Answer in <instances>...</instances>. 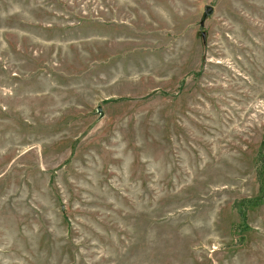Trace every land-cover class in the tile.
<instances>
[{
    "label": "rangeland",
    "instance_id": "obj_1",
    "mask_svg": "<svg viewBox=\"0 0 264 264\" xmlns=\"http://www.w3.org/2000/svg\"><path fill=\"white\" fill-rule=\"evenodd\" d=\"M0 264H264V0H0Z\"/></svg>",
    "mask_w": 264,
    "mask_h": 264
},
{
    "label": "crops",
    "instance_id": "obj_2",
    "mask_svg": "<svg viewBox=\"0 0 264 264\" xmlns=\"http://www.w3.org/2000/svg\"><path fill=\"white\" fill-rule=\"evenodd\" d=\"M107 38H108V37L105 36V38L102 37L100 40L103 41V42H105V43H107V42H108V39H107ZM115 42H116V41H115ZM117 42H118V41H117Z\"/></svg>",
    "mask_w": 264,
    "mask_h": 264
},
{
    "label": "water",
    "instance_id": "obj_3",
    "mask_svg": "<svg viewBox=\"0 0 264 264\" xmlns=\"http://www.w3.org/2000/svg\"><path fill=\"white\" fill-rule=\"evenodd\" d=\"M205 11V17H207L208 15H210V13H207V9L204 10ZM203 37V35H202Z\"/></svg>",
    "mask_w": 264,
    "mask_h": 264
}]
</instances>
